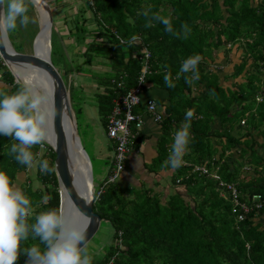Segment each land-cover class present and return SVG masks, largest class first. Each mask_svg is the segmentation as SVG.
<instances>
[{
	"label": "trees",
	"instance_id": "obj_1",
	"mask_svg": "<svg viewBox=\"0 0 264 264\" xmlns=\"http://www.w3.org/2000/svg\"><path fill=\"white\" fill-rule=\"evenodd\" d=\"M80 3L77 12H89L93 23L84 26L87 18L82 16L80 25L71 27L76 32V26L80 28L78 36L83 41V34L89 35L81 54L87 66L96 63L107 67L105 70L110 73L92 74L87 69L95 84L96 90L91 95L103 130L115 96L111 78L125 74L119 90L123 92L134 85L140 68L141 45L121 44L118 37L128 40L139 35L151 51L150 71L145 75L143 88L165 92V98L157 101L164 115L159 123L161 135L155 142L156 155L144 163V168L155 175L170 172L166 175L170 188L166 192L157 187L156 181L149 186L129 182L103 186L93 199L92 210L112 229L111 244L93 264H106L113 255V264H264V0H92V4L80 0ZM27 6L33 22L24 46L30 49L37 26L28 0ZM147 8L170 16L176 31H180L181 24H188L191 34L187 39L176 38L160 23L146 26L149 18L142 12ZM52 29L51 26L50 35ZM11 35L15 34L7 36L10 42ZM239 50L240 57L232 61L229 54ZM194 54L202 57L198 65L200 79L189 85L185 77L191 78L192 74H180V67L184 59ZM1 62L0 91L13 93L24 87L14 81ZM230 62V72L224 73L219 65ZM68 64L65 62L59 69L70 73L72 67ZM166 74L175 87L166 85ZM228 76L238 80L226 85ZM76 88L72 84L68 88L69 99ZM213 90L214 96L210 95ZM140 108L136 106L135 111ZM188 110L194 111L188 151L181 167L165 168L173 135ZM214 120L218 124L215 129ZM142 134L138 132L131 150H138L144 140ZM12 143L15 141L0 136V171L11 178L13 185L17 175H23L18 188L30 199L34 215L48 208L58 209L55 172L42 174L39 170L41 160H47L53 167L52 148L42 143L31 149L35 163L33 177L42 185L32 188L28 166L9 155ZM111 162L110 154L107 173ZM195 166H201L204 172L195 171ZM217 179L233 183L243 198L259 194L263 207L236 221L230 212L232 204L228 196L219 194ZM99 184H95L96 188ZM44 196L50 197L48 204L42 203ZM38 243L30 237L26 243L22 242L21 249ZM26 260L27 256L21 252L15 264H26Z\"/></svg>",
	"mask_w": 264,
	"mask_h": 264
},
{
	"label": "clouds",
	"instance_id": "obj_2",
	"mask_svg": "<svg viewBox=\"0 0 264 264\" xmlns=\"http://www.w3.org/2000/svg\"><path fill=\"white\" fill-rule=\"evenodd\" d=\"M28 11L27 0H0V37L7 38L18 26L27 28L33 22ZM142 14L149 18L146 26L150 27L152 22L160 23L176 38L187 39L191 34L186 23L181 24L180 31L174 30L170 16L153 13L150 8L143 10ZM138 39L133 35L129 40L122 39L121 44L132 46ZM201 60L199 54H194L181 63L180 74H192L191 78L185 77L187 84L200 79L198 65ZM164 81L169 88L175 87L170 75L166 74ZM210 95H215L214 90ZM193 116L194 111L188 110L175 131L169 155L164 161L165 168L182 166L190 143ZM49 118L45 93L37 92L32 86L21 87L13 93L0 91V136L15 141L10 146L9 155L17 163L29 167L33 164L31 149L49 139ZM39 170L42 174H50L55 168L50 167L47 160H41ZM95 188L91 187V193ZM49 200L50 197L44 196L42 203L48 204ZM33 219L34 222L30 223ZM86 231V220L75 222L56 208L34 215L30 199L22 189L13 186L5 172L0 171V264H15L21 252L27 256L26 264H92L93 257L85 243ZM30 237L39 243L21 249L22 242L26 243Z\"/></svg>",
	"mask_w": 264,
	"mask_h": 264
},
{
	"label": "rangeland",
	"instance_id": "obj_3",
	"mask_svg": "<svg viewBox=\"0 0 264 264\" xmlns=\"http://www.w3.org/2000/svg\"><path fill=\"white\" fill-rule=\"evenodd\" d=\"M44 1L49 6L52 17L51 26L53 27V29L50 35V39H52L50 45V61L61 75L64 84L66 81L67 90L68 88H70L71 84L74 87H77L75 91L72 90L70 92L71 99H69V101L71 110L75 113V128L77 136L79 137L80 143L91 162L92 187L93 184L99 183L105 177V175L107 174V170L110 167L109 156L112 152V140L108 139L105 136L103 126L100 123V118L96 112L94 103L95 101L93 96L91 95L96 90V88L93 80L89 78V74L87 73V71L90 70L92 74L95 73L99 75H110V73L109 71L105 70L107 67L97 65L96 63H92L91 66H87L85 58L81 53L85 47L84 43L88 39H90L89 35L85 32L83 34V41L78 36L80 33V28L76 26L77 32L73 30V28H70L75 24L80 25L79 21L81 20L82 16L89 19L85 20L84 26L87 25L89 27L93 25V23L90 22L91 18L89 12H87L88 14L86 12H84L83 14H81L80 12L75 13L78 9H80V4L82 5V3H80V0H50V2L49 0ZM31 16L32 19L36 21L37 26L38 14L35 7H33V10H31ZM31 24L32 23H30L27 28L18 26L17 30L11 33H15V35H12V41L10 43L13 45L12 47H14L16 51H31L26 46H24L26 44V39H28L27 35L30 34L29 29L31 28ZM68 29H70V33L67 32ZM17 43H20V45H22L21 48L16 46L18 45ZM37 51L39 53V49ZM240 53L241 50L237 52L233 51V53L229 54L230 56H232V61H237V59L240 57ZM216 54L217 53L215 52V55ZM221 54L222 50L219 51L220 58ZM99 60L102 61V59ZM65 62L69 63L68 66L72 67L70 73H65L64 71L59 69ZM231 63L232 62L226 63L225 65L221 63V65H218L220 66V69H224V73H228L231 70ZM12 75L14 81L22 83L20 77L15 76L13 73ZM229 78L231 77L228 76L227 80L225 81L226 85H230L232 81L238 80ZM150 96L157 98L155 95L150 94ZM155 100L157 101V99ZM159 135H161V133L157 135L158 139L160 137ZM124 162V172L122 174H119L115 182L123 185L126 182H129L131 184L138 183V180L141 179H144L145 182L149 181L148 178H145L146 173L148 172L147 169L144 168V163L138 165L137 159H135L134 152H129L126 155ZM34 166L35 163L33 162V164L30 167L28 166L27 168L28 175L31 176L29 182L32 188H42V185L33 177L35 169ZM149 175L151 176L150 179L157 178V176L151 173H149ZM23 180V175H17L13 186L19 187ZM146 185L148 184L146 183ZM111 234L112 229L110 228V226L107 223L101 221L94 235L86 243L88 251L93 257L92 264L97 258L101 257L103 252L108 248L109 244H111Z\"/></svg>",
	"mask_w": 264,
	"mask_h": 264
},
{
	"label": "water",
	"instance_id": "obj_4",
	"mask_svg": "<svg viewBox=\"0 0 264 264\" xmlns=\"http://www.w3.org/2000/svg\"><path fill=\"white\" fill-rule=\"evenodd\" d=\"M33 7L34 0H28ZM44 4V25L38 16L37 32L31 40L30 52L16 51L8 37H0V58L6 68L8 63L31 68L36 75L41 93L47 96L50 111L49 139L45 142L54 153L53 167L58 186V210L65 212L73 221H87L85 243L93 236L100 224L99 215L92 210V193L88 194L87 183L92 184L91 162L83 149L75 128L69 93L57 69L50 61L51 10ZM45 31L43 53L39 54V41ZM47 42V44H46ZM42 44V42H41ZM23 84V83H22ZM24 85V84H23ZM25 86V85H24ZM73 132V134H72ZM83 246V242L80 245Z\"/></svg>",
	"mask_w": 264,
	"mask_h": 264
},
{
	"label": "built area",
	"instance_id": "obj_5",
	"mask_svg": "<svg viewBox=\"0 0 264 264\" xmlns=\"http://www.w3.org/2000/svg\"><path fill=\"white\" fill-rule=\"evenodd\" d=\"M87 1L89 4L92 3V0ZM137 37L139 39L134 44L141 45L139 50L140 68L135 78L134 85L125 89L123 92H120L122 78L125 74H120L110 80L111 84L114 85L116 89L114 91L115 96L111 100L110 111L106 117L104 134L108 139L112 140V162L110 171L100 181L97 188L95 190L92 189L93 199L97 198L104 185L115 182L119 174L124 171L125 157L131 151V147L135 142V137L143 127L142 113L145 112V114L155 123H160L164 115L162 105L157 104L153 98H141V93L144 91L143 86H145L146 83L145 75L150 71V52L143 43L142 38L139 35H137ZM118 39L121 42L122 38L118 37ZM1 63L4 64L3 62ZM139 105L141 106L140 109L144 112L141 113L139 110L135 111L136 106ZM153 105L155 106L154 108L152 107ZM240 123L242 124L243 121L240 120ZM40 147L42 148L43 146L40 145ZM194 169L201 173L204 172V169L201 166H195ZM216 186L219 189V194L221 196H228L229 201L232 204L230 212L236 221L243 220L249 212L259 210L263 207V202L260 199V195L257 193L249 196L246 195L243 198L240 196L239 191H237L233 183L225 182L221 179H217ZM117 240L120 241V239ZM113 258L114 255L106 264H113Z\"/></svg>",
	"mask_w": 264,
	"mask_h": 264
},
{
	"label": "crops",
	"instance_id": "obj_6",
	"mask_svg": "<svg viewBox=\"0 0 264 264\" xmlns=\"http://www.w3.org/2000/svg\"><path fill=\"white\" fill-rule=\"evenodd\" d=\"M150 94L155 95L157 98L151 97ZM145 97H151L154 100L157 99V101H160V100L165 98V92L162 90L155 89V88H149V89H145L141 93V98H145ZM140 112L142 113L144 111L140 109ZM142 119H143V127H142L141 132L143 133L142 135L144 136V140L140 143L137 151L131 150L132 152L135 153V159H137L138 165L139 164L141 165L142 163H147V162L149 163L151 161V159L156 155L155 142L158 139L157 135L161 133L160 124L153 122L151 120V118L145 114V112L142 113ZM217 127H218L217 121L214 120L213 124H212V128L215 129ZM167 171L166 172L161 171V172H159V174H156V175L153 174V175L157 176L156 179H154V178L150 179L151 176L149 175V173H146L145 178L149 179L148 182H145L144 179H141V180H138L139 181L138 183H133V184L139 185V183H144V184L147 183L149 186V185H153V182L156 181V182H158L157 187L160 188V190L166 192L170 189L169 183L167 184L168 176H166V175L170 174V172H169V170H167ZM92 186H95V184H93Z\"/></svg>",
	"mask_w": 264,
	"mask_h": 264
},
{
	"label": "bare ground",
	"instance_id": "obj_7",
	"mask_svg": "<svg viewBox=\"0 0 264 264\" xmlns=\"http://www.w3.org/2000/svg\"><path fill=\"white\" fill-rule=\"evenodd\" d=\"M87 1V0H86ZM50 2V0H49ZM66 3V2H65ZM94 3V1H93ZM92 4V3H91ZM34 6H35V9L37 10V14L40 18V24L43 26L44 25V13H45V8H44V4L42 3V0H34ZM89 7V5L87 6V8ZM86 8V7H85ZM78 13V12H77ZM30 14V13H29ZM88 14V13H87ZM36 16V15H35ZM82 16V15H81ZM82 20V19H81ZM93 20V19H92ZM70 21V20H69ZM91 22V21H90ZM94 22V21H93ZM105 25V24H104ZM87 26V25H86ZM93 26V25H92ZM101 26V25H99ZM71 28V27H70ZM93 28V27H92ZM98 28V27H97ZM105 28V27H104ZM89 29V28H88ZM15 34V33H14ZM35 34V33H34ZM12 36V35H11ZM44 36H45V31L42 32L41 36H40V48H39V54L43 53L42 51V48L44 46ZM122 37V35H121ZM33 38V37H32ZM16 39V38H15ZM18 39V38H17ZM105 39V38H104ZM28 40V39H26ZM31 40V39H30ZM52 40V39H51ZM12 41V40H11ZM42 42V44H41ZM47 44V42H46ZM135 52V51H134ZM151 52V51H150ZM136 53V52H135ZM151 55V54H150ZM135 57V56H134ZM152 56L149 57V59L151 58ZM137 59V58H136ZM139 62V61H138ZM150 63V61H149ZM151 66V64H150ZM8 68L11 70V72L15 75V76H18L21 78V82L25 85V86H32L35 88V90L37 92H41V88L39 87V84L37 82V79H36V75L34 74V71L27 67V66H23V65H17V64H14V63H8ZM118 75V74H116ZM127 86V84H126ZM129 87V86H128ZM73 134V132H72ZM133 148V147H132ZM87 186H89L88 188V194H90V191H91V188H90V185L87 183ZM94 235V234H93Z\"/></svg>",
	"mask_w": 264,
	"mask_h": 264
}]
</instances>
